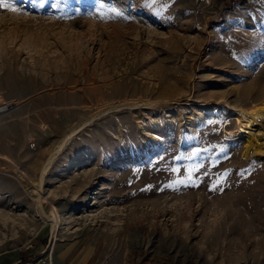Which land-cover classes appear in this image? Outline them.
Returning a JSON list of instances; mask_svg holds the SVG:
<instances>
[{
	"label": "rangeland",
	"instance_id": "374dc122",
	"mask_svg": "<svg viewBox=\"0 0 264 264\" xmlns=\"http://www.w3.org/2000/svg\"><path fill=\"white\" fill-rule=\"evenodd\" d=\"M42 91L78 131L39 184L62 140L27 113ZM8 100L5 264H264V125L231 109L264 110V0H0Z\"/></svg>",
	"mask_w": 264,
	"mask_h": 264
},
{
	"label": "crops",
	"instance_id": "0c3cea01",
	"mask_svg": "<svg viewBox=\"0 0 264 264\" xmlns=\"http://www.w3.org/2000/svg\"><path fill=\"white\" fill-rule=\"evenodd\" d=\"M52 97L53 95L47 91H42L31 96L25 103L27 109H30L27 113L37 118V123L44 126L43 130H48L54 137H62L60 139H63L71 129H69V126L74 122L70 120V118L68 119L69 113H73L75 110L74 108L77 107L73 104H59L53 101ZM26 115L25 113V116ZM75 247L76 246H72L70 247L71 249H67V245H65L61 248L59 252L56 253L55 264H68L66 262L70 258L72 252L77 248ZM96 250V244L89 243L84 247L81 246L76 255L69 260V262L72 264H86L88 259L95 254ZM12 262L13 261H10V264ZM0 264L5 263L3 260H0Z\"/></svg>",
	"mask_w": 264,
	"mask_h": 264
},
{
	"label": "bare ground",
	"instance_id": "6f19581e",
	"mask_svg": "<svg viewBox=\"0 0 264 264\" xmlns=\"http://www.w3.org/2000/svg\"><path fill=\"white\" fill-rule=\"evenodd\" d=\"M222 103H226L225 101H221ZM150 104V103H149ZM129 105V104H127ZM121 105H117L116 107H119ZM112 107V106H111ZM110 107V108H111ZM115 107V106H114ZM7 108H5L4 106H0V116L3 114L8 113L7 110H5ZM233 111L240 113L246 120H248L249 122L253 123V122H257V121H261V123L264 125V110H260V111H247L241 107H234L231 108ZM7 111V112H6ZM91 120V118H90ZM77 129H72L71 131H69L67 133V135L58 143V145L54 148V150L52 151L53 153L51 154V156L48 158V160L45 162V164L43 165L42 171H41V175H40V180H39V184L42 183L43 181V177L45 176L51 162L56 158L57 154L61 151V149L64 147V145L70 140V138L77 132ZM40 211H41V215H44L45 213L43 212L42 207L40 206ZM54 230V225H52V231Z\"/></svg>",
	"mask_w": 264,
	"mask_h": 264
},
{
	"label": "built area",
	"instance_id": "2783aa9c",
	"mask_svg": "<svg viewBox=\"0 0 264 264\" xmlns=\"http://www.w3.org/2000/svg\"><path fill=\"white\" fill-rule=\"evenodd\" d=\"M19 102L15 101V100H8V101H3L0 106H4L5 110H7L8 112L13 110ZM6 111V112H7ZM18 262H20V260H17L14 262V264H18ZM25 264H52L51 262V253L48 256H42L40 258H37L35 260H31L28 262H25Z\"/></svg>",
	"mask_w": 264,
	"mask_h": 264
},
{
	"label": "snow or ice",
	"instance_id": "6c2138e0",
	"mask_svg": "<svg viewBox=\"0 0 264 264\" xmlns=\"http://www.w3.org/2000/svg\"><path fill=\"white\" fill-rule=\"evenodd\" d=\"M12 11H15V9H12Z\"/></svg>",
	"mask_w": 264,
	"mask_h": 264
}]
</instances>
